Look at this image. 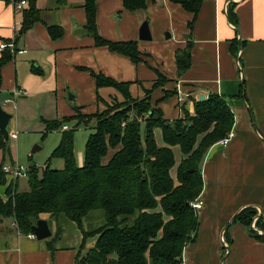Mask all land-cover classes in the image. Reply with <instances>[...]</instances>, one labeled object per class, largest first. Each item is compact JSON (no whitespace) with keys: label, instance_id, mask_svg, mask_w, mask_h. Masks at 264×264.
<instances>
[{"label":"crops","instance_id":"obj_1","mask_svg":"<svg viewBox=\"0 0 264 264\" xmlns=\"http://www.w3.org/2000/svg\"><path fill=\"white\" fill-rule=\"evenodd\" d=\"M21 1L26 4L19 8ZM28 6L29 0H0V46L7 45L0 49V60L11 56L0 68V103L10 106L6 111L13 115L14 128L46 131L45 121L72 117L77 110L85 115L104 110L98 96L110 98L114 89H97L93 74L130 83L134 98L149 93L152 106L168 120L194 116L201 95L206 102L217 94L234 115L235 137L227 146L214 144L204 157L199 230L185 248L183 264H264V235L252 229L258 218L256 228L264 233V0H204L196 17L169 0H148L147 8L137 12L126 10L123 0H97L99 36L136 42L142 55L138 64L96 45L86 28L84 0H36L41 19L20 35ZM144 22L151 41L139 38ZM51 27L61 34L53 37ZM187 48L191 66L179 77L176 52ZM11 133L18 138V131ZM155 138L159 147L166 146L161 129ZM2 139L0 131V168L7 165ZM172 150L176 165L171 176L178 184L184 155L179 146ZM5 179L0 197L7 200L8 186L17 191L20 178ZM246 208L255 211L250 227L236 219ZM41 219L48 221L54 237L58 223L49 215ZM13 223L0 218V264H75L97 241L96 236L87 244L74 222L73 232L67 233L65 224L56 241L32 239Z\"/></svg>","mask_w":264,"mask_h":264},{"label":"trees","instance_id":"obj_2","mask_svg":"<svg viewBox=\"0 0 264 264\" xmlns=\"http://www.w3.org/2000/svg\"><path fill=\"white\" fill-rule=\"evenodd\" d=\"M169 1L181 5L194 17L204 3ZM84 2L86 28L94 35L96 45L140 63L142 55L136 42H112L99 36L97 0ZM123 3L126 10L137 12L147 8L148 0ZM40 17L36 0H29L23 11L20 35L29 31ZM49 31L53 37L62 32L55 27ZM9 59L10 54H4L0 68ZM176 65L179 77L183 76L191 66L190 48L176 52ZM93 76L97 89L116 88L124 101L106 103L105 109L95 114L85 115L77 110L72 117L45 121V135L75 122L72 129L62 130L60 143L51 157L62 159L64 168L51 169L48 164L40 176L39 170L31 167L27 192L19 193L8 186L7 200L0 197V218L14 219L20 232L28 235L41 217L49 215L59 225L52 237L54 241L63 230L61 218L82 229L84 241L97 236L94 248L79 255L75 264H183L185 248L199 230L198 211L192 204L203 191L202 162L210 147L232 131L234 115L223 98L212 94L206 102H197L194 116L186 114L185 118L168 120L160 108L152 106L149 93L137 99L131 95L130 83H119L103 74ZM97 100L101 102L102 98L98 96ZM90 125L94 132L87 140L84 165L80 167L75 157L74 133L80 126ZM156 129L162 130L165 147L157 145ZM1 142L5 153L4 137ZM176 146L184 155L178 168V184L171 176L176 165L172 148ZM110 151L114 153L108 160ZM2 168L3 165L0 184H5ZM99 210L103 212L104 225L86 231L84 220ZM254 216L255 211L246 208L236 219L250 227Z\"/></svg>","mask_w":264,"mask_h":264},{"label":"rangeland","instance_id":"obj_3","mask_svg":"<svg viewBox=\"0 0 264 264\" xmlns=\"http://www.w3.org/2000/svg\"><path fill=\"white\" fill-rule=\"evenodd\" d=\"M114 89L113 96L110 98H102L103 102L112 103L114 100L116 101H124V96L120 93L119 90L113 87H109ZM10 106L3 105V108L6 110ZM15 122V121H14ZM70 129H72L75 124L68 125ZM36 129V128H33ZM31 128H24V126L19 125L14 128L13 122L9 124L8 131L9 133L12 130H16L19 132L18 138L16 140H12L11 138L7 142L6 149V161L7 165H22L26 170H30L31 167H36L39 171V175L41 176L44 169L49 164L51 169H63L64 161L59 158H51L53 151L59 145L61 140V131L58 130L55 132H49L45 135L44 130H33ZM94 132L93 126L90 125L88 127L80 126L76 129L74 133L75 140V157L78 165L82 162L84 165L85 161V150H86V142L88 137ZM35 147H38L39 150L33 153ZM11 152H13L11 156ZM111 151L109 153V156ZM108 156V157H109ZM108 157L106 159H108ZM8 182V180H7ZM17 192L22 193L24 190H29V175L27 174L25 177H21L18 181ZM16 185V181L14 182ZM14 185V186H15ZM0 186H5V184H0ZM67 219V218H66ZM61 218L59 221L62 228H65L67 225L66 231L67 233L73 232V227H71L69 220ZM105 223L103 218L102 211L92 212L91 215L84 220V229L87 231L97 229L103 226ZM66 224V225H65ZM59 226V225H58ZM93 237H88L87 244ZM86 244V245H87ZM86 247V246H85ZM90 247V246H89ZM87 246V250L89 249Z\"/></svg>","mask_w":264,"mask_h":264},{"label":"water","instance_id":"obj_4","mask_svg":"<svg viewBox=\"0 0 264 264\" xmlns=\"http://www.w3.org/2000/svg\"><path fill=\"white\" fill-rule=\"evenodd\" d=\"M170 37V34H168V38ZM141 41H151L152 35L149 28L148 22H144L140 29V36ZM199 102H205V96L201 95L199 98ZM13 118V115L7 112L2 104L0 103V131L5 139L6 142L9 141V131L8 127L10 124L11 119ZM39 148L35 147L33 150V153L38 151ZM33 169V167H32ZM31 233L36 237L37 240L43 241L51 238L53 236V233L51 231V228L49 226V223L47 220L39 219L36 224L32 227Z\"/></svg>","mask_w":264,"mask_h":264},{"label":"built area","instance_id":"obj_5","mask_svg":"<svg viewBox=\"0 0 264 264\" xmlns=\"http://www.w3.org/2000/svg\"><path fill=\"white\" fill-rule=\"evenodd\" d=\"M25 4H26V1H21V3L19 4L18 7L20 8V7L24 6ZM11 47H12V45H11ZM5 48H7V45H5V44H2V45L0 46V49H1V50L5 49ZM62 130L67 131V130H70V128H69L68 125H64V126L62 127ZM234 137H235V134H234L233 131H231V132L228 134V136H227L226 138H224L223 140H221L219 143H220L221 145L227 146V145L231 142V140H232ZM9 138L16 139V138H17V133H11V134L9 135ZM2 171H3V173H4L7 177H9V178L12 179V180H17V179H19V178H21V177H25V176L29 173V170H26V169L24 168V166H22V165H15V164H14V165H4L3 168H2ZM192 207H193L195 210L199 211V210H201L202 207H203V202L201 201V199H197V200L192 204ZM257 220H258V218L255 219L254 222L252 223V229L255 230L256 232H259L260 235H264V233H263L262 231H260V230H258V229L256 228ZM13 225L16 227L17 230H19V228H18V224H17L16 221H15V223H13ZM29 237L32 238V239H35V238H36L32 233L29 234ZM224 245H225L226 247L228 246L225 242H224Z\"/></svg>","mask_w":264,"mask_h":264}]
</instances>
